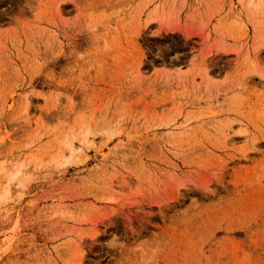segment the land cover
Instances as JSON below:
<instances>
[{
	"label": "rangeland",
	"instance_id": "rangeland-1",
	"mask_svg": "<svg viewBox=\"0 0 264 264\" xmlns=\"http://www.w3.org/2000/svg\"><path fill=\"white\" fill-rule=\"evenodd\" d=\"M0 264H264V0H0Z\"/></svg>",
	"mask_w": 264,
	"mask_h": 264
}]
</instances>
